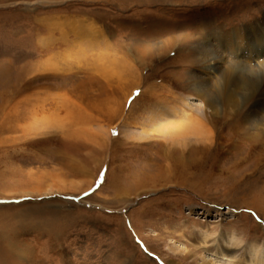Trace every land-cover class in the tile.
I'll use <instances>...</instances> for the list:
<instances>
[{
	"label": "rangeland",
	"instance_id": "rangeland-1",
	"mask_svg": "<svg viewBox=\"0 0 264 264\" xmlns=\"http://www.w3.org/2000/svg\"><path fill=\"white\" fill-rule=\"evenodd\" d=\"M263 17L264 0H0V264H264V101L205 103Z\"/></svg>",
	"mask_w": 264,
	"mask_h": 264
},
{
	"label": "bare ground",
	"instance_id": "bare-ground-1",
	"mask_svg": "<svg viewBox=\"0 0 264 264\" xmlns=\"http://www.w3.org/2000/svg\"><path fill=\"white\" fill-rule=\"evenodd\" d=\"M238 32H240V36L236 37V39L233 40L235 47H236L235 53L237 55V59H241L245 62L243 64L245 66H237L236 64L234 67L230 66V68H228L227 70L223 72L221 80L215 84L214 89L209 94V99L207 100V102H205L207 105V108L210 110L211 115H217L219 113L218 111H220L221 108H223V112L227 115L234 114L238 112L240 109H242L244 104L251 99L256 100L258 103H262V101H264V48L260 49L261 42H264V17L261 20H258L254 22L253 24L249 25V27H243V29H239ZM207 56L208 54L203 55V57L205 58H207ZM216 60L218 61V59L216 58L212 59L213 62H216ZM251 63H253V66L251 65ZM209 66H208L209 70L211 71L214 70V63ZM207 94L208 93L203 92V96H206ZM197 111H198V114H201L202 117H204L203 119L207 120V116L205 115L206 113L198 109ZM252 115H254L253 112L251 116ZM185 119H186V116H183V117L180 116V118L177 120L182 122ZM155 121H158V119L157 118L153 119V122ZM157 123H158V126H160L159 124H162L163 122L158 121ZM255 124H256L255 125L256 127H260L264 131V119L256 121ZM155 125L156 124H153V126ZM170 126L171 127L167 129L169 133L168 135H170V133H174L175 130L177 129H178L177 130L178 132L182 131L179 134L187 135V136L193 135L197 137L198 135H200V133L203 132L208 137V134H209V132H204L206 130H204V128L201 127L200 125H196V126L192 125V128H191V127H188L187 125L186 126L183 125L182 123L178 125H174L173 123V124H170ZM238 130L240 129L237 128L235 132L237 131L239 133ZM241 130H243V128H241ZM251 137L254 138L258 136L251 135ZM240 139L241 138H239V140ZM261 145H262V149L258 153L255 154V157L259 158L260 161H264V138L261 142ZM137 181H139V179ZM263 199L264 198H262V201ZM262 204H264V202Z\"/></svg>",
	"mask_w": 264,
	"mask_h": 264
},
{
	"label": "clouds",
	"instance_id": "clouds-1",
	"mask_svg": "<svg viewBox=\"0 0 264 264\" xmlns=\"http://www.w3.org/2000/svg\"><path fill=\"white\" fill-rule=\"evenodd\" d=\"M259 252H260L261 254H264V249H259ZM229 259H232V258H229Z\"/></svg>",
	"mask_w": 264,
	"mask_h": 264
}]
</instances>
